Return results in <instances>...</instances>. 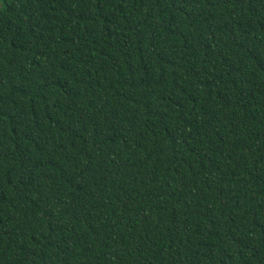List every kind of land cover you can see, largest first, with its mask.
Returning a JSON list of instances; mask_svg holds the SVG:
<instances>
[{
    "label": "trees",
    "instance_id": "obj_1",
    "mask_svg": "<svg viewBox=\"0 0 264 264\" xmlns=\"http://www.w3.org/2000/svg\"><path fill=\"white\" fill-rule=\"evenodd\" d=\"M0 264H264V0H0Z\"/></svg>",
    "mask_w": 264,
    "mask_h": 264
}]
</instances>
